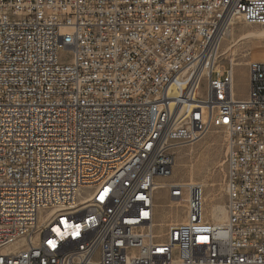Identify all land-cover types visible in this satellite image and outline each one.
Returning a JSON list of instances; mask_svg holds the SVG:
<instances>
[{"label": "built area", "instance_id": "obj_1", "mask_svg": "<svg viewBox=\"0 0 264 264\" xmlns=\"http://www.w3.org/2000/svg\"><path fill=\"white\" fill-rule=\"evenodd\" d=\"M238 20L264 25V0H0V264H264V60L244 98L220 64ZM210 128L221 223L164 180ZM161 187L186 209L164 233Z\"/></svg>", "mask_w": 264, "mask_h": 264}, {"label": "rangeland", "instance_id": "obj_2", "mask_svg": "<svg viewBox=\"0 0 264 264\" xmlns=\"http://www.w3.org/2000/svg\"><path fill=\"white\" fill-rule=\"evenodd\" d=\"M264 25L248 24L238 20L234 24V39L239 40L232 48L234 56L229 53L220 56V64H226L230 58L235 62L233 67V91L236 97L247 95L248 92V71L247 62L250 60L264 59V39L258 42L252 37L254 29L257 30ZM231 27V26H230ZM226 34L220 46V53L226 45H230V40ZM252 35V36H251ZM242 36V38H241ZM223 47V48H222ZM59 56L63 61L70 60V54L67 49L60 50ZM205 85L204 80L201 83V91ZM225 133L221 128H210L206 134L198 141L182 146L175 151V162L173 172L169 178L164 180L184 181L192 179L202 185L203 193L206 187L202 182L213 184L214 187L209 189L212 191V203H219L224 206L226 202L225 193ZM187 167V168H186ZM163 180V179H162ZM155 222L157 223V231L164 233L167 224L179 222L186 215L184 206L172 204L169 201L166 188L161 187L154 194ZM211 209V208H210ZM208 210L204 214L207 220Z\"/></svg>", "mask_w": 264, "mask_h": 264}, {"label": "bare ground", "instance_id": "obj_3", "mask_svg": "<svg viewBox=\"0 0 264 264\" xmlns=\"http://www.w3.org/2000/svg\"><path fill=\"white\" fill-rule=\"evenodd\" d=\"M234 24H235V21L232 23L231 27L227 31V33H228L227 37L230 40L231 44L226 45V47H224V48L222 47L223 52H221V54H226V53H229V51H230V55L234 56V49L232 47L238 41H240V39L235 40L233 37L234 36V27H233ZM253 31H254V33L252 35H254V36H252V35L251 36L255 37L258 42H262L264 39V26L263 27L261 26V28H259L257 30L254 29ZM226 34L224 35L223 39H225ZM241 38H242V36H241ZM223 39H222V41H223ZM189 182H192V179H189ZM202 183L206 187V190H204V193H203V210L206 211L209 208V210L207 212L208 217L210 218L209 221L217 222V223L223 222V220L226 217L224 206L219 204V203H215V204L212 203L213 195H212V191L210 190L211 189L210 187H214V185L213 184L209 185L206 182H202ZM143 239H150V231H143Z\"/></svg>", "mask_w": 264, "mask_h": 264}, {"label": "snow or ice", "instance_id": "obj_4", "mask_svg": "<svg viewBox=\"0 0 264 264\" xmlns=\"http://www.w3.org/2000/svg\"><path fill=\"white\" fill-rule=\"evenodd\" d=\"M108 192L107 190H105L99 197V199H101L103 201V199L105 198V196H107ZM146 215V214H145ZM73 235H79V229L77 228V231L75 233H73ZM201 242H205L206 238L205 237H200ZM48 245L51 248H55L56 247V243L55 241H48ZM162 251V250H161Z\"/></svg>", "mask_w": 264, "mask_h": 264}, {"label": "crops", "instance_id": "obj_5", "mask_svg": "<svg viewBox=\"0 0 264 264\" xmlns=\"http://www.w3.org/2000/svg\"><path fill=\"white\" fill-rule=\"evenodd\" d=\"M254 60H258V59H254ZM245 96H242V97H239V98H244ZM184 218H185V215L182 217V219H184Z\"/></svg>", "mask_w": 264, "mask_h": 264}]
</instances>
